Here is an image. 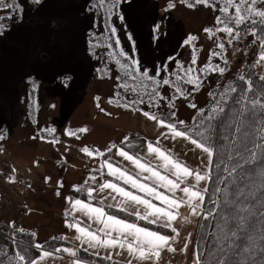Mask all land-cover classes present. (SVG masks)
I'll return each instance as SVG.
<instances>
[{
	"label": "snow or ice",
	"instance_id": "1",
	"mask_svg": "<svg viewBox=\"0 0 264 264\" xmlns=\"http://www.w3.org/2000/svg\"><path fill=\"white\" fill-rule=\"evenodd\" d=\"M32 2L40 4L42 0ZM108 2L109 0H94L93 6L104 7ZM119 2L121 0H112L108 9L109 19L112 8ZM194 2L215 7V3L210 4V0ZM219 3L222 16H218L216 22L220 27H217L215 32L212 29H205V32L209 33L210 37L223 32L227 36V44L232 45L241 39V26L250 24L247 34L254 36L261 47L257 62L264 61V35L259 34L264 30V9L257 8L258 0H219ZM192 6L193 4H189V7ZM0 9H7L9 12L7 17L0 16V21L10 19L16 12H22V8L12 0H0ZM4 29L5 25L0 23V34ZM115 31L114 27L111 28L112 33ZM195 39L196 37L190 36L185 43ZM116 43L119 44L118 39ZM217 48L220 51L212 52L211 56H220L225 51V42L221 40ZM109 55L127 77L119 87L126 92L131 88L133 93L140 95L138 101L125 103L124 107L137 103L144 104L145 96L150 106L159 107V100L163 99L157 90L161 81L149 76L147 71L140 73L138 66L121 64L115 53ZM119 55L126 54L121 50ZM224 62L227 63L226 60ZM131 64L137 65V61L133 60ZM195 65L194 50L188 67L177 64L178 71L174 74L176 80L165 78L162 84H172L177 93L176 98H179L185 95L179 82L192 85L193 91H197L203 83L202 76L205 73L211 71L223 75L226 71V68L218 64L213 66L211 62L199 70L194 67ZM238 79L246 87L241 89L235 83H230L225 91L219 94V99L208 110L207 115L204 109L199 110L198 118H194L196 123L191 127L185 126L184 121H176L175 112L171 114L172 122H168L163 117L141 110L145 117L166 129L162 136L173 140L182 139L198 149L203 156V168L193 169L170 151L162 149L159 146V137L155 143L151 141L146 143V155L131 151L137 145L131 142V138L125 137L123 143L129 150L119 147L116 149V155L127 161L131 165V170L112 159L110 154L113 148H116L115 145L103 152L92 151L85 146L81 149L82 152L91 158L101 160L97 170L100 176L107 175L111 179L104 180L96 186V175H90L83 186H74L75 191L84 192L86 199L73 200L66 197L71 210L65 211V225L75 229L77 235L73 239L78 242L77 246L45 250L43 245L36 243L32 245L39 252L35 258L30 256L28 248L17 247L8 258L7 264H46L49 259L53 261L62 259L61 253L72 258L71 264H91V261L79 256L80 251L107 260L109 264H160L164 253L177 252L174 245L179 241L182 229L191 224L193 218L216 221L211 233L207 231V225H199L204 228V233L197 244L198 251L194 250V264H264V121L257 122L255 119L257 113L264 115V76L259 78L260 86L255 85L245 75H240ZM236 93H239V98L235 100V104L240 107L224 125L226 131L230 130L232 135L223 134V142L218 144L214 139L217 128L215 122L223 121L228 111V101ZM117 95L119 96V93ZM113 102L112 99L109 100V103ZM97 106L99 107V104ZM169 106L172 107V104ZM190 106L196 107L195 104ZM237 120L240 121L239 126ZM48 131L54 132L55 129ZM78 131L84 133L87 128H80ZM66 134L75 135L71 130ZM0 139H3L2 134ZM51 142L55 144L59 143V140ZM233 144L236 145L235 148L232 147ZM226 160L235 162L229 167L225 163ZM214 168L219 170L215 177L212 174ZM224 172L227 173L226 176L223 175ZM213 180L216 186L211 189L209 196V184ZM89 181L92 182L91 185ZM10 182H15V178L10 177ZM60 186L62 187V184ZM206 199L212 204L211 208L205 207ZM109 200L113 203H107ZM182 207H187L191 215H183L180 211ZM108 208H115L134 216L137 221L159 225L170 230L172 235L162 234L139 223L110 214ZM68 217H71V221ZM12 226L14 227V222ZM209 235L212 237V243L209 245L208 258L204 260L202 259L204 250L200 244L207 242ZM191 237L192 233H187L183 248L179 251H187L189 244L192 243ZM52 239L55 243L57 238ZM59 239L69 238L62 236ZM240 240H244L245 243H239ZM102 251L105 253L103 256ZM257 253L262 257L260 260L255 259ZM125 255L126 260L116 259ZM0 264H4L3 259H0Z\"/></svg>",
	"mask_w": 264,
	"mask_h": 264
},
{
	"label": "rangeland",
	"instance_id": "2",
	"mask_svg": "<svg viewBox=\"0 0 264 264\" xmlns=\"http://www.w3.org/2000/svg\"><path fill=\"white\" fill-rule=\"evenodd\" d=\"M31 1L26 0L28 6L23 20L0 37V134L3 135V139H0V154L22 152L23 160L20 161L25 164L40 156L49 159L47 156L51 149L75 147L77 154H80L79 147L87 146L92 151L103 152L112 144L120 142L127 148L123 143L125 137L131 138V142L135 144V135L141 133L126 130L134 125L138 126L140 119L135 116L133 119V114H128V110L149 111L163 117L168 112L171 115L174 108L177 115L175 119L193 122L200 109L217 100L210 93L219 87L217 84L225 80H220V73L209 71L202 76L203 83L197 91H193L192 85L182 82L181 85L185 84L186 87L185 95L176 98L175 87L172 84H162L165 78L176 80L171 72V62L174 59H181L184 67L189 66L195 50L194 67L197 70L211 62L213 66L218 64L226 68L228 74L233 71L241 72L244 64L241 61H244L242 57L247 52V46L245 49L237 48L236 42L228 45L227 36L223 32L211 37L205 32V29L215 32L220 27L216 22L217 17L222 16L219 0H210V4L215 3V7L195 4L194 0H121L112 8L110 19L108 9L112 0L104 7H94V0H44L43 3L33 5ZM189 4L193 6L189 7ZM3 11L7 9H0V14ZM125 15L134 24L139 35L142 57L132 41V27V35L128 33L132 40H128L125 35L121 38L120 34L127 30V23L123 21ZM104 18L111 20L114 25V34L123 53L137 61V64L138 60L142 61L156 77L159 73V93L163 97L159 100V107L150 106L146 100L144 104H135L136 107H124L119 87L122 80L117 79L116 69L109 66L110 71L102 73L105 68L99 63L100 60L99 64L95 62L90 66L89 57L95 52L88 55L87 33L96 25V20L100 22ZM154 19H157L158 24L154 23ZM152 25L157 28L153 29ZM245 28L249 29L250 26ZM190 36L196 39L185 43ZM221 40L225 42V51L218 57L211 56L212 52L220 51L217 44ZM256 60H259V56ZM256 63L259 66L256 71L250 68L249 71L246 70L249 76L257 74L259 70L264 71V61ZM134 95L132 100L138 101L140 95ZM110 99L114 102L109 103ZM191 104L196 107H191ZM163 118L166 120L167 117ZM80 128H87V131L80 133ZM51 129L55 131H48ZM69 130L75 135L68 136L66 132ZM45 138L58 139L59 143H53L51 147L46 145ZM74 153L73 151L75 156ZM45 161L51 163L52 159ZM58 164L56 161V165ZM59 166L63 168L65 165ZM69 166L63 170L58 169L57 175L70 181L72 188L69 190V197L84 195V192L75 191L74 186H83L90 175H96L95 183L98 182L100 174L97 169L89 168L86 160L77 159ZM91 183L89 181L90 185ZM210 187L211 185L209 189ZM65 188L68 190L69 186ZM7 190L13 202L19 204L21 194L10 188ZM48 192L32 196L33 204L38 208V213H34L35 217L29 219L32 226L22 228V231H9L0 224V232L9 239L12 250L15 251L16 247L28 248L30 256L35 258L39 252L36 250L33 257L34 248L29 246L36 243L48 248L45 242L53 243L52 238L56 237L60 244L55 247L68 245L59 239L65 229L63 211L62 218L54 212V207L63 203L62 198H56V201L54 192L50 189ZM7 211L8 216L19 213L14 206H9ZM36 222L44 223L42 225ZM14 241L15 248L12 247Z\"/></svg>",
	"mask_w": 264,
	"mask_h": 264
},
{
	"label": "crops",
	"instance_id": "3",
	"mask_svg": "<svg viewBox=\"0 0 264 264\" xmlns=\"http://www.w3.org/2000/svg\"><path fill=\"white\" fill-rule=\"evenodd\" d=\"M128 114H133L137 117L139 124L138 126L134 125L130 128H128L126 131H132L136 133H141L144 135V140L141 143V146L139 149L133 152H139L141 154L146 155V143L151 141L155 143L157 141V138H160L159 146L162 149H165L167 151H170L174 154L175 157L179 158L180 160L187 163L188 166H190L193 169H196L198 167L203 168V156L201 152L198 149H195L193 145H191L189 142L184 141L182 139H176L173 140L171 138H167L162 136L161 134L166 131V129L158 126L156 121H153L147 117H145L141 111H135V110H128ZM129 117V116H128ZM130 124V122L128 121ZM128 124V125H129ZM46 139V145H50L53 147V139ZM64 145V144H59ZM115 145L116 148H113L112 153L110 154L112 156V159L131 170V165L124 161L121 157L116 155V149L119 147H124L120 143L112 144ZM82 148L79 147L80 154H77L78 151H76L75 147L73 148H62V149H51V152L48 151V158L45 159V157H37L34 159L33 162H29L28 164H25L24 161H20V159L23 160V154L22 152L18 153H7V154H0V224L7 228L9 231L14 230H21L22 228H29L30 222L29 219H32L35 217L34 213H38V208L34 206V194L37 196H40L42 193L47 194L49 193L48 190L50 189L52 192H54L55 200L56 198H62V204L60 203L59 206L54 207V212L57 213L62 218V211L64 214V223L66 220L65 211L71 210L70 204L67 202L66 197H69L70 189L72 188L70 185V181L64 180V178L57 176L58 175V169H64L65 167H68L69 164L72 165L77 159H83L86 160V165L90 168L93 167L98 170L99 164L101 163V160L99 158H91L87 156L84 152L81 151ZM126 150H129L125 148ZM73 151L75 152V156L72 154ZM54 152H56L58 155H56ZM22 157V158H21ZM106 158V157H105ZM52 159L51 163H46L45 160ZM149 159H151L149 157ZM56 161L59 162L63 166V168H60L59 164L56 165ZM155 163V161H153ZM70 169H72L71 166H69ZM15 169V171H13ZM99 173V171H98ZM13 175V176H12ZM49 175V176H48ZM10 177L15 178V182H10ZM46 178H48L46 180ZM62 179V181H61ZM98 182L96 183V186L103 183L104 180L111 179L109 176L104 175L100 176L98 178ZM62 184V187L60 186ZM69 186V189L66 190L65 187ZM210 186V185H209ZM12 189L18 192V194H21V202L18 204L17 202H13V200L10 198L11 194L9 193V190ZM70 190V191H69ZM57 192H59V195H57ZM33 196V197H32ZM80 198V199H86L85 194L84 195H75L72 197L73 200ZM57 201V200H56ZM64 202L66 205L64 206ZM155 202V201H154ZM107 203H113V201L109 200ZM206 203V202H205ZM9 206L16 207L18 213L16 216H12L10 214L8 216V209ZM8 207V208H7ZM107 211L110 214H114L119 216L120 218L127 219L130 222H136L139 223L143 227H148L152 230L159 231L162 234H167L169 236L172 235L170 230L165 229L159 225H152L148 224L144 221H137L134 216L128 215L127 213L120 212L115 208H108ZM181 213L185 216H190L191 212L187 207H182L180 209ZM53 212V213H54ZM69 221H71V217H68ZM198 218H193V222L191 224L186 225L182 231L181 236L179 238V241L174 245V247L177 248V252L174 254L170 253H164L162 260L160 264H194V250H197V237L199 233V225L203 220H198ZM12 222H14V227L12 226ZM43 225L42 222H36ZM33 225H38V224ZM55 229V227L53 228ZM52 229V230H53ZM187 233H192V243L189 244L188 249L186 252H181L179 249L183 248V242L184 238L187 235ZM62 236H67L69 239L64 240L66 246H59V247H76L77 243L73 238L77 235L75 229H70L66 227L64 232L61 234ZM12 247L15 248V243H12ZM31 248H34L29 246ZM17 248V247H16ZM35 249V248H34ZM45 250H51L50 247L46 248ZM105 253L102 251L101 256H103ZM39 255V254H38ZM37 255V256H38ZM63 258L56 259L55 261L49 259L46 261V264H71L72 258L69 257L67 254H60ZM36 256V257H37ZM79 256L81 258H85L89 261H91V264H109V261L104 260L102 258L95 257L91 255L90 253H84L83 251L79 252ZM116 259L120 260H126L127 256L124 257H116Z\"/></svg>",
	"mask_w": 264,
	"mask_h": 264
},
{
	"label": "trees",
	"instance_id": "4",
	"mask_svg": "<svg viewBox=\"0 0 264 264\" xmlns=\"http://www.w3.org/2000/svg\"><path fill=\"white\" fill-rule=\"evenodd\" d=\"M263 1L264 0H258V3L256 5L257 8L264 9V2ZM12 2L18 4L22 8V12H16V13L11 15L10 19H5L3 21H0V23H3L5 25V29H4L3 33L5 31L9 30L13 25H15V24H17V23H19V22H21L23 20V18H24L23 16H24V14L26 12V8L28 6L27 5L28 3H26V0H12ZM43 2H44V0H42V3ZM108 3H106L105 6ZM33 4H35V3L32 2V5ZM8 15H9L8 10L7 11H3V13L1 12V14H0V16H4V17H7ZM125 17H124L123 21H126L127 27L125 29H127L128 31L125 30L126 32H123V34H120L121 38L123 37V35H125L127 37V39L131 41L132 39H131L130 35L133 34V40L132 41L134 42V45H136L137 53L139 54V56L142 57L143 53H142V47H141L140 40H139V35L137 34V31L135 30V27L133 26L134 24L129 22V20L127 18L128 16L125 15ZM130 17H131V15H130ZM156 22L158 24L157 19H154V23H156ZM128 23L130 24V26H129ZM95 24L96 25L91 27L89 32L87 33L88 37H87V40H86V47H87L88 55L90 56V53L95 52V54H93L94 57L92 55L89 57L90 59H89L88 62L90 64V66L93 65L92 63H95V62H97V64H99V63L103 64L105 69H103L102 73H107L108 71H110V68L111 69L115 68L116 71H117V76L120 77V79L124 82L125 80H127V77L124 76V73L121 70L120 66L109 55L110 53H115L116 54V58L120 60L121 64H128V65H130L132 67L138 66L140 73H143V72L147 71L149 76L156 77L154 74L149 72L150 71L149 67L146 68L142 61L138 60V64L137 65H132L131 62L133 61V59L131 57L126 56V55L125 56H120L119 55V53H120V51L122 49L120 48V45H118L116 43V41H117L116 35L111 32V28L114 27V25L111 24V20L109 21L108 18H104V20L100 21V22H98L96 20ZM138 26L139 25L137 24L136 27L139 30ZM249 26L251 27L250 24H249ZM131 27L133 29L132 34H131V30H130ZM245 27H248V25L241 26V28H245ZM257 27H259V26L257 25ZM152 28L156 29L157 27L156 26L153 27V25H152ZM2 34H0V37H1ZM259 34L264 35V30H261V32ZM141 37H142V34H141ZM143 43H144V41H143ZM108 45H111V47H109ZM99 60H100V62L98 63ZM178 63L182 64L181 59L180 60L179 59H174V61L171 62V65H172L171 66V69H172L171 72H173V75L178 71V67H177ZM109 66H110V68H109ZM185 67H188V66L185 65ZM237 74L238 73H235L234 71L233 72H229V74H228V72L226 71L225 75H222V77L220 78V80L224 79L225 81H223L222 83L217 84V85H219V87H217L214 90V92L211 93L212 97L214 99L215 98L219 99V94L221 92L225 91V89L227 88V86L230 83H235L241 89L245 88L246 86L243 85L239 81ZM156 78H158V77H156ZM249 78L254 82L255 85L260 86L261 81L259 79L260 78V74L259 73L250 75ZM158 79H160V78H158ZM122 81H120V84L122 83ZM129 83H131V81H129ZM181 84H182V81L179 82V85H180V87L183 90H186L185 84H184V86H182ZM149 87H151V83L150 82H149ZM159 87H160V85H159ZM159 87L157 89L158 92L160 90ZM120 89H121V99L123 101L122 103H130L131 101H133L132 98L135 95H134V93L131 90H128L126 92L123 88H120ZM187 91H188V89H187ZM238 98H239V93L233 94V98L228 101V104H227L228 111L226 113L225 118L223 119L222 122L221 121L215 122L216 125H217V128H216V134L214 136V139L217 141L218 144L223 142L222 141V135L223 134L232 135L230 130L226 131L224 125L227 124L228 121L232 118V113L235 112L240 107V106L235 104V100L238 99ZM139 99H140V97H139ZM144 100L147 101V97L146 96L144 97ZM215 103H216V100L212 103V105L204 108L205 115L208 114V110L211 109L214 106ZM132 107H136V105H132ZM171 111L175 112V109L173 108V110H171ZM169 113L170 112H168V113H166V115H162V116L163 117L166 116L167 117L166 120L168 119L167 121L172 122V118L170 117L171 115ZM171 114H172V112H171ZM194 118H198V114ZM194 118H193V120H194L193 122H185V126L191 127L192 125H194L196 123V120ZM255 119H256L257 122L264 121V115H261V114L257 113ZM175 120L178 121L177 119H175ZM239 123H240V121L237 120V126H239ZM135 137H136L135 145H137V147L135 149H132V151H136L137 149H139V147L141 146L142 141L144 140V136H142V134H137V135H135ZM232 147L235 148L236 145L233 144ZM249 147H251V144H249ZM241 151H243L242 146H241ZM234 162L235 161L228 162L226 160L225 163H226V165H228L230 167V164L234 163ZM222 168H223V166H222ZM218 171L219 170H216V169L213 171V173H212L213 177H215L217 175ZM223 175L226 176L227 173L224 172ZM210 185H211V187H210L209 196H211V189L215 188V186H216L215 180L210 182ZM221 187H223V185H221ZM211 199H216V197H211ZM205 207L206 208H211L212 204L209 203L208 200H206ZM215 223H216L215 220H209V221H204L203 220L200 225H207L208 226L207 227V231L209 233H211L212 230L215 228ZM203 233H204V228L199 227V233H198V237H197V241H198L197 244L200 243V238L203 235ZM211 243H212V237H211V235H209L208 238H207V242H204V243L200 244V247H202L203 250H204L203 257H202V259H204V260H207V258H208L209 245ZM239 243L243 244V243H245V241L244 240H240ZM45 244L47 245V247L53 248L55 246H58V244H60V242H59V240L57 238L55 243L54 242L53 243L45 242ZM13 252H14V250L11 249V244H10L9 239H7L0 232V259H3L4 264H7L8 255L13 253ZM4 253H7V255H4ZM35 254H36V249H34V251H33V257L35 256ZM261 258H262L261 255L259 253H257L255 259L260 260Z\"/></svg>",
	"mask_w": 264,
	"mask_h": 264
},
{
	"label": "built area",
	"instance_id": "5",
	"mask_svg": "<svg viewBox=\"0 0 264 264\" xmlns=\"http://www.w3.org/2000/svg\"><path fill=\"white\" fill-rule=\"evenodd\" d=\"M247 30V28H245L244 30H240L241 39L236 42V46L237 48L241 49H245L244 47L247 46L245 50L250 53V55L248 56L249 61L252 60L257 62L256 59L261 51L260 43L256 41V38L254 36H250L249 34H247Z\"/></svg>",
	"mask_w": 264,
	"mask_h": 264
},
{
	"label": "bare ground",
	"instance_id": "6",
	"mask_svg": "<svg viewBox=\"0 0 264 264\" xmlns=\"http://www.w3.org/2000/svg\"><path fill=\"white\" fill-rule=\"evenodd\" d=\"M240 29H242V28H240ZM242 30H244V29H242ZM141 33V32H140ZM142 34V33H141ZM143 37V36H142ZM143 40H144V38H142ZM235 42H237V41H235ZM261 50V49H260ZM250 55V53L247 51L246 52V54L242 57V59H244V61H241L242 63H244L243 64V67H242V70H241V72H239L237 75H238V77L240 76V75H245L246 77H248L249 78V73H248V68H250V69H252V70H254V71H256L257 69H258V64L256 63V61H249V58H248V56ZM239 63V64H242V63ZM82 63H84V62H82ZM238 64V65H239ZM257 64V65H256ZM82 65V64H81ZM246 70H248L247 72H246ZM258 73L260 74V77L261 76H264V71H258ZM215 170V168L213 169V171Z\"/></svg>",
	"mask_w": 264,
	"mask_h": 264
}]
</instances>
